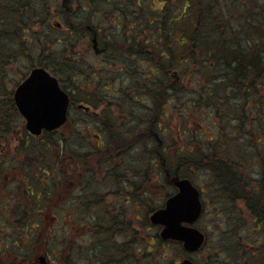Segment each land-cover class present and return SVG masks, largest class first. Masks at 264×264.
I'll use <instances>...</instances> for the list:
<instances>
[{
	"label": "flooded vegetation",
	"instance_id": "af4514ba",
	"mask_svg": "<svg viewBox=\"0 0 264 264\" xmlns=\"http://www.w3.org/2000/svg\"><path fill=\"white\" fill-rule=\"evenodd\" d=\"M150 1L69 0L68 4L73 3L71 8H74L76 3L77 12L70 11V5L56 11L60 13L61 18L65 15L69 20L68 36L78 45L75 58L79 63L76 89L68 91L64 88L70 97V110L68 123L61 130L45 131L37 137L27 129V122L20 113L16 101V91L28 77L15 88L11 98L2 103L9 107L11 114L9 117L5 112H0V200L11 197L5 213L9 214L13 222H17L18 215L28 223H36L39 217H44V227L38 235L41 237L45 234V243L41 246L44 252L38 257L39 264L69 263L72 248L82 251V264H133L130 251L132 232L127 229V225L124 231L113 229L101 231V228L105 227L101 225L99 208L102 203L109 201L107 212L109 214L110 209L114 208L112 210L114 220L108 221L110 226L114 222L112 226L114 227L119 220H123L125 224L131 223L128 218L132 217L131 205L134 200V191L142 190L148 183L147 176L144 178L146 167L138 170L140 173L134 172L132 167H127L123 162V156L134 159L130 152L116 150L114 136L116 117L119 115V119L126 122L127 118L131 117V109L135 106L142 111H147V79L150 76L174 77V83L179 85L180 71L174 63H178L183 59L182 57H185L181 55V46L189 44L190 47L196 48L197 45L194 39L188 40L182 36L176 25L166 22V19L171 20L168 17L165 22L167 26L173 27V34L169 33L168 37L164 38L166 33L159 29L156 35L150 36L147 26L157 24L154 21L148 22V19L153 17L155 21H159L161 17L159 13L167 6V1L163 0L164 3L160 8L151 7L152 15L145 19L146 22H142L143 13L148 11L145 4L147 5ZM135 2L139 8L137 11L130 7V4ZM107 10L109 12H106ZM56 21L54 27L60 32H66L65 25L61 21ZM116 24L119 27L117 29H120L118 32L115 30ZM157 35H162V38H152ZM199 51L202 50L199 49ZM133 95H135V102H132ZM174 100L173 97V102ZM196 103L197 100H194L193 105ZM75 108L76 119L72 114ZM203 116V114L195 115L188 139L184 137L186 131L177 134L176 139L182 146L179 143L176 152H183L187 146L190 148L187 163L181 164V154L170 153V149L164 146L160 132L164 131L163 124L167 123V117L161 118L162 122L157 123L158 132L152 135V140L158 143V149L153 154H156L159 164L162 162V166H154L152 169L159 181H165L174 189L173 194L167 196V199L180 192L175 186L176 180L188 179L198 190L202 204L199 219L190 226L204 234L205 242L198 251L190 252L183 242L173 241L189 255L180 264L186 260L194 264H213L215 260L212 250L206 262H196L190 258L193 257L192 255L200 254L205 248L209 251L211 245L209 234L205 233L203 228L196 227L207 210L204 199L206 190L205 187L195 183L189 173L200 169V165L206 158L222 156L201 154L199 150V144L203 143L202 136H205L207 144L211 142L207 139L210 131L203 125L206 122ZM72 122L84 127L82 131H78L79 137L76 144L71 143L68 136L72 131L70 128ZM180 123L176 126L179 132L182 127ZM141 125L146 127L145 123ZM62 131H65L63 135L60 134ZM198 133L202 134L199 140H197ZM49 138L52 139L48 141ZM58 138L61 139V149L56 146L57 144L51 146L53 142H57ZM141 139H148L146 130ZM38 140H42V145L37 144ZM39 146L42 147V151L38 152ZM43 146L46 147L45 150ZM145 152L147 151L141 150L139 154ZM163 153L171 154L175 158L172 167L166 166ZM48 154L53 157L51 158ZM38 155L44 157V160ZM212 161L218 160L215 158ZM186 164L189 166L186 167ZM183 166L186 167L185 171L188 169L190 172H185ZM237 168L239 170V167ZM207 170L211 171L209 168ZM215 177L222 179L220 175ZM116 180L121 182L116 184ZM227 183V180H220L221 185L226 186ZM102 185L110 187L102 193L99 188ZM256 189L255 187L254 190ZM256 201H259V197ZM23 204L28 205L26 209L29 213L25 212V215H22L19 210V206ZM254 218L253 223L259 222L260 219L258 224L260 231L264 226V216L254 215ZM89 220L93 222V225L88 226L86 230L85 225ZM31 229H34V226ZM28 230L29 228L22 232L27 234ZM58 233L61 237L59 240L56 237ZM7 236H9L8 233ZM119 236L124 239L120 245L116 241V237ZM158 237L160 239V232ZM33 238L35 240V237ZM36 243L38 240L37 242L35 240L34 244ZM255 243L260 248L251 251L254 248L253 245L241 242L240 246L244 249L242 258H246L244 264H264V241L256 239ZM29 244L28 242L19 249L23 251ZM59 245L60 248H58ZM240 246L237 243L235 249L238 251ZM119 247H123V253L120 256ZM219 248L222 252H226L225 262L234 258L233 253L228 252V249L231 250L230 246ZM22 262L26 264L28 260L22 259ZM33 264H37L36 261Z\"/></svg>",
	"mask_w": 264,
	"mask_h": 264
},
{
	"label": "rangeland",
	"instance_id": "374dc122",
	"mask_svg": "<svg viewBox=\"0 0 264 264\" xmlns=\"http://www.w3.org/2000/svg\"><path fill=\"white\" fill-rule=\"evenodd\" d=\"M69 0H44L46 4H50V22L48 26L53 28V31L57 35L55 41L49 38L50 44H46L47 48L44 51L42 49V54L39 56V50L37 53L26 47H22L25 57L18 56L14 61V55L8 53V55H13V57L7 58V63L4 64L3 61L0 63V112L10 117L11 111L8 106L2 105V103L7 99H10L12 92L15 88L25 80L31 70L40 64L41 62H46L49 64L51 69L57 71L62 77L65 78L66 84L63 86L67 88L68 91H74L76 87L72 86L68 81L70 74L79 68V63L75 58L77 43L68 36L67 25L69 20L65 15L62 16L56 11L62 7L69 6ZM164 1H167V6L165 9L159 13L161 16L159 21H155L152 17V8H160ZM151 0L150 3L145 6L148 11L143 13V21L148 19V22L154 21L157 25H150L148 27V32L150 36L156 35L157 30L161 29L163 33H166L165 37H168L169 33H172V28L167 26L166 22H171L173 25L178 27L179 33L185 36L187 30V24L184 21L182 24L177 25L173 23L168 18L175 19L183 11L184 7L181 0ZM73 3H71L70 7ZM80 5L83 6V4ZM144 6V5H143ZM132 10H138L136 2L130 4ZM152 7V8H151ZM151 9V10H150ZM70 11L77 12L78 6L74 3V8ZM106 12H109L107 10ZM134 17V16H133ZM166 19V22H165ZM56 20L61 21L65 25L66 32H60L54 25ZM232 22L239 23V15L235 14L232 16ZM140 22V20H139ZM181 23V22H180ZM109 24H107L108 26ZM185 27V28H184ZM118 25L116 24V32L120 31ZM37 27V31L43 33L44 30ZM162 38V35H157L152 38ZM188 39V38H186ZM25 41V40H24ZM26 43V42H25ZM16 44L14 43L13 50L15 51ZM26 47V48H25ZM202 50V51H199ZM203 48L190 47L189 44L181 46L182 57L178 63H174L176 68L180 71V82L176 85V94L173 96L175 102L171 103L170 97H164V93L161 95L162 100L160 105L165 103L163 107L152 103L153 108L151 112L147 113L142 111L136 106L131 109L133 116L127 118L128 120L121 121L118 116L116 121V131L118 136L123 134L126 139L132 138L133 141L129 142V147L126 151L130 152V157L123 156V162L127 167H132L134 172L140 173L142 167H146V175L144 178H148V183L143 186L142 190L134 191V200L131 205V216L128 221L131 223L125 224L123 220L116 221L114 227L113 223L111 226L108 224L109 220L113 219V209L110 206L111 213L108 212L109 201H105L100 206L101 210V225L105 226L101 228V231H124L125 225L127 229L132 232L130 249L132 254L133 264H180L182 260L188 257L182 247L173 242H163L159 239L158 235L161 230L158 226H153L149 222V215L154 209L162 208L166 202L167 196L172 195L174 189L169 186L165 181H159L157 175H155L154 166L152 165L153 154L152 150L158 148V143L152 140V135H148V129L145 125H139L144 123L140 120L144 115H152V120L157 118L158 123L162 122V117H167V123L164 126L163 133L160 132L162 140H164V146L170 149V153L176 152L179 145V141L176 139L177 134H182L184 131L187 133L184 137L188 139L192 131V122L196 114H203V118L206 119L204 122L205 128L210 131L209 137L207 139L211 142L207 144L205 142V136H202L203 143L199 144V150L201 154H220L222 156L216 155L213 158H206V160L200 165V169L196 172H190L188 169L185 171L186 167L183 166L185 172H190L193 181L198 185L205 187V201L206 208L205 215L196 225L198 228H203L205 233L210 236V250L206 248L200 254L192 255V260L196 262H206L212 254L214 255L213 264L222 263H235L244 264L246 258H242L244 249L240 246L241 242L244 244L253 245L254 249L260 248L255 243V240L264 241V226L258 229L259 222L253 223L254 221V210L251 206H255L257 203L256 199L258 196L264 198V74L263 77H257L253 84L252 91L249 90L248 86H240L236 83L239 79L236 76H230V79L226 81L225 74L227 73L225 66H220L214 64L211 60H208V55H206ZM32 53V54H31ZM57 54L58 57L52 55ZM30 54L29 58H26ZM62 57V58H61ZM6 58V56H5ZM61 58V59H60ZM62 61V64L60 63ZM63 61H66L63 63ZM70 61V62H68ZM167 63V62H166ZM65 64V65H64ZM66 67V70L64 69ZM47 69V68H46ZM200 69H204L205 73H199ZM51 72V71H50ZM66 72V73H62ZM55 75V74H54ZM154 76H150L147 80L152 81ZM161 78V77H160ZM163 79H170L175 81L174 77H162ZM146 80V79H145ZM155 80V79H154ZM236 80V83H232ZM3 81H5L3 83ZM215 81V83H214ZM77 82V80H76ZM197 89V91H195ZM10 92V94H9ZM249 92V93H247ZM160 99V97H159ZM194 100H197L196 105H193ZM6 105V104H5ZM76 108L73 111V117L76 119L75 115ZM167 111V112H166ZM214 112V114H212ZM162 114V117H157ZM166 114V115H165ZM148 122V121H147ZM181 122V123H180ZM182 126L181 132L176 128L177 124ZM7 124V123H6ZM146 124V123H145ZM72 131L68 135L70 137V142L76 144L78 131H82L83 125H76L75 122L71 123ZM148 125H150L148 123ZM150 128V126H148ZM157 128V127H156ZM155 128V130H156ZM146 130V136L151 138V142L148 139L142 140L134 139L138 136L141 131ZM159 128L156 130L158 132ZM62 131L60 134H64ZM200 133L197 135V140L200 138ZM128 137V138H127ZM40 139V138H39ZM93 139V138H92ZM129 140V139H128ZM138 140V141H136ZM42 140H38L37 144L42 145ZM49 141V140H48ZM47 141V142H48ZM177 141V143H175ZM57 143L61 144V139H57ZM13 144V143H10ZM17 145V143H15ZM53 145H56L53 143ZM186 145L188 142L186 141ZM58 146V145H57ZM132 146V147H131ZM180 146L182 144L180 143ZM207 146V147H206ZM45 149V147H43ZM189 146L185 149L189 150ZM42 151V147H38ZM141 150L147 151L143 154H139ZM127 154V153H126ZM147 154V155H146ZM176 154H180L177 153ZM186 154V153H185ZM183 155V153H181ZM51 158L50 154H48ZM38 157L44 160V157L38 155ZM218 161H212L213 159ZM219 158V159H218ZM167 166V161H166ZM175 166V165H174ZM212 167V168H211ZM217 167H219L217 169ZM239 167V170L238 168ZM211 169L207 170V169ZM223 168V169H220ZM183 171V170H182ZM136 175V174H134ZM215 175H220L222 177L218 178ZM238 176V178H237ZM219 180V181H217ZM220 180L228 181L227 185H221ZM108 182V180L106 181ZM121 182V180H116V184ZM163 184V185H162ZM140 186V185H139ZM39 187V186H38ZM110 186L102 185L100 190L103 192L107 191ZM148 187V189L146 188ZM257 188L254 190V188ZM260 190V191H259ZM8 201H11V197L0 200V247L2 252L0 253V264H24L22 259H27L26 264H39L38 257L44 252L41 250V246L45 243V234L38 237L39 232L44 227V217H39L36 223H28L26 220H22L20 215L16 217L17 222H13L12 218H9V214L5 213L8 208ZM26 207L27 204L19 206V210L22 215L28 212ZM138 219V220H137ZM93 222H86L85 229L88 226H92ZM29 226V227H27ZM34 226V229L31 227ZM109 227H112L109 229ZM29 228L26 233L22 232ZM60 230V228H58ZM7 233L9 236H7ZM38 243L34 244L35 240ZM57 239L59 240L60 233L57 234ZM56 239V240H57ZM123 237H116V241L119 245L123 242ZM254 241V242H253ZM30 243L25 247V250L21 251L19 247L26 243ZM239 244L240 249L237 251L236 244ZM228 252L233 253V259L226 261V252H222L221 248H228ZM18 247V248H17ZM60 248V245L58 246ZM122 248V250H120ZM56 249V248H55ZM210 252V253H209ZM218 252V253H214ZM239 252V253H238ZM119 256L123 253V247L118 248ZM82 251L72 248L70 253V262L65 264H82L81 258ZM93 262L96 260L92 259Z\"/></svg>",
	"mask_w": 264,
	"mask_h": 264
},
{
	"label": "trees",
	"instance_id": "16d2710c",
	"mask_svg": "<svg viewBox=\"0 0 264 264\" xmlns=\"http://www.w3.org/2000/svg\"><path fill=\"white\" fill-rule=\"evenodd\" d=\"M43 1L44 0H0V63L3 61V63L6 64L8 62L7 58L11 59L13 55V61L18 56L25 57L23 56L24 51L22 50L25 44L31 51L34 49L35 53L39 50L38 55L40 56L42 54L41 48H44V51H46V44H50L49 38L55 41L57 35L53 31L51 25L49 27V23H47L50 22V11L48 10L50 9V4L47 5V2ZM181 1L184 5V7H182L183 11L180 12L177 18H171V21L177 25L187 21L185 22L187 24L185 37L188 38V40L194 39L196 44H198V48L201 47L204 49L206 52L205 54L208 55V60H211L214 64L226 67L227 73L224 76L226 81L230 79V76H236L239 82L236 83V80H233L232 83L238 84L240 86L239 88L249 85L248 88L251 92L252 87L256 84H253L255 79L257 77L262 78L264 74V0ZM235 14L239 15V23L232 22V16ZM38 26L44 30L43 33L36 30ZM171 28L173 30V27ZM14 43L16 44L15 49L17 48L15 51L13 50ZM14 52L15 54H13ZM8 53L13 55H10V57ZM52 55L58 57L55 53ZM29 57L30 54L26 58ZM65 62L66 61H63V63ZM60 63L62 64V61ZM164 65L165 67L167 66L166 63ZM38 66L45 67L55 74L62 86L66 84L65 78L54 69H51L46 60L44 62L40 60ZM64 69L66 70V67ZM78 69L76 67V71L73 72L74 75L70 74L68 77V81L74 87H77L76 80ZM203 71L205 70L200 69L199 73H205ZM0 81L2 82V79H0ZM4 82L5 81H3V83ZM176 91V85L171 78L163 79L159 77L153 78L152 81H147V111L149 113L151 112L154 103L161 107L164 106L165 103L160 105V101L162 100L161 95L163 93L164 95L166 94L164 97L169 96L171 103H174L173 96L176 94ZM132 102H135V95H133ZM147 111L145 112L147 113ZM131 116H133V113H131ZM157 117L161 118L162 114ZM117 120L118 116L116 117V121ZM140 120L146 123L149 136L157 132V123L159 119L157 120V118H155L152 120V115L149 117V114H147L141 117ZM148 123L150 125H148ZM139 125H141V123ZM148 126H150V128H148ZM114 129L116 150H127L130 145L129 142L133 141V137H127L128 140L123 134L118 136L116 128ZM142 135H144V131H141L134 139H139ZM51 139L52 138H49L48 140ZM148 141H152L150 137ZM53 143L51 146H55ZM55 144L61 149V144L57 142ZM185 149L186 147L183 152H178L180 154L183 153V155H181V164L187 163L189 160V150L186 151ZM156 151L153 149L151 154ZM163 154H165L164 159L167 161V167H172L175 158L171 154ZM151 156H153V166H162V162L161 164L157 162L156 154ZM258 197L259 201L257 204L250 208L254 210V215L264 216V198L262 196Z\"/></svg>",
	"mask_w": 264,
	"mask_h": 264
},
{
	"label": "water",
	"instance_id": "95a60500",
	"mask_svg": "<svg viewBox=\"0 0 264 264\" xmlns=\"http://www.w3.org/2000/svg\"><path fill=\"white\" fill-rule=\"evenodd\" d=\"M16 101L27 120V128L39 136L43 130L60 129L68 120L69 95L61 89L59 81L43 67L34 68L29 77L18 87ZM180 192L168 199L165 208L150 216V223L161 226L163 241H180L190 252L198 251L205 236L188 226L195 223L201 213L199 192L190 180L175 181ZM183 264H194L186 260Z\"/></svg>",
	"mask_w": 264,
	"mask_h": 264
}]
</instances>
